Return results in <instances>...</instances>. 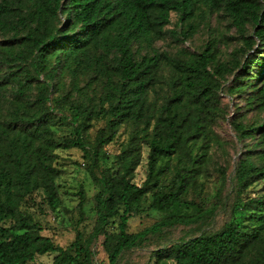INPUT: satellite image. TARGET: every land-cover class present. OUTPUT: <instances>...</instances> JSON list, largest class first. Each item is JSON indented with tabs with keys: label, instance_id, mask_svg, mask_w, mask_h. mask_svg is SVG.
Segmentation results:
<instances>
[{
	"label": "trees",
	"instance_id": "1",
	"mask_svg": "<svg viewBox=\"0 0 264 264\" xmlns=\"http://www.w3.org/2000/svg\"><path fill=\"white\" fill-rule=\"evenodd\" d=\"M171 14L174 30L166 29ZM214 15L235 30L230 60H220L223 34L199 51L155 48L167 35L187 41ZM228 75L225 92L243 100L236 114L257 116L230 120L244 149L229 206L221 203L228 219L207 231L218 207L187 196L202 184L212 147L221 146L213 128L223 118ZM62 124L72 136L58 138ZM121 127L130 133L118 166L102 167L103 149ZM142 146L148 172L138 186ZM69 150L87 163L94 222L89 232L81 228L87 196L80 187L75 236L61 247L41 234L32 210L61 204L58 152ZM262 182L264 0H0V264H36L48 254L51 264H97L100 238L108 264H120L149 236L178 225H194L195 235L153 250L154 264H264V187L249 194ZM225 183L222 175L220 188ZM145 210L164 218L130 232L129 221Z\"/></svg>",
	"mask_w": 264,
	"mask_h": 264
},
{
	"label": "rangeland",
	"instance_id": "2",
	"mask_svg": "<svg viewBox=\"0 0 264 264\" xmlns=\"http://www.w3.org/2000/svg\"><path fill=\"white\" fill-rule=\"evenodd\" d=\"M170 21L171 23L166 29H177L176 17L174 14H171ZM221 34L225 35L227 38V44L224 43L220 45V60L228 61L231 58L232 52L239 47V43L235 40L237 37L235 30L228 28L227 22L223 17H218L216 15L207 19L206 22L201 23L194 36L185 42L175 41L172 37L167 35L163 40L156 42L154 46L159 51H166L170 54H174L180 50L190 52L199 51L210 37ZM226 77L227 82L220 94V109L222 110L223 118L220 117L213 128L221 146L212 147L210 150L208 169L201 179L202 184H199L194 190H190L187 196L188 201L193 202L195 205H199L201 208L218 207L210 223L205 227L207 231L217 230L228 219L229 210L228 208H223L221 203L226 202L229 206L232 197L231 180L233 178L235 165L244 149L243 144L236 141L235 133L230 126V120L233 117L244 115L246 121L252 122L257 116V114L252 111L244 112V108L236 114L238 112L237 109L243 106V100L239 96L232 97L225 92V88L230 85L233 78L230 75ZM55 132L60 139L70 137L73 134L72 128L65 124L58 125L55 128ZM129 133V128L121 127L113 142L103 149L105 160L102 167H109L113 170L117 168L120 153L125 147ZM140 152V162L133 173L132 179V182L138 186L143 183L148 172V148L142 146ZM58 154L64 164L63 172L58 180L60 185L59 193L61 204L55 211H52L46 204L40 203L37 209L32 210V216L34 221L39 224L42 235L50 237L55 244L66 247L73 241L75 236L74 223L78 219L76 210L78 198L76 195L80 187L84 188L87 196V203L84 208L85 219L81 224V228L85 229L86 232L90 231L94 222L92 197L95 191L87 175V163L82 160L81 152L78 150H69L58 152ZM222 175L226 178L223 189L220 188ZM263 187L264 182L258 183L249 188V194L251 196L259 194ZM163 218L164 215L162 213L145 210L139 216L129 221V231L135 233ZM195 232L194 225H178L164 230L160 235L149 236L142 248H136L124 253L120 264H154V259H152L153 250L162 248L164 245L168 246L182 238H189L195 235ZM101 241L102 239L100 238L97 245H95V260L97 264H108L106 254L100 246ZM52 259L53 255L48 254L37 257L35 263L51 264ZM160 264H171V262L162 261Z\"/></svg>",
	"mask_w": 264,
	"mask_h": 264
}]
</instances>
